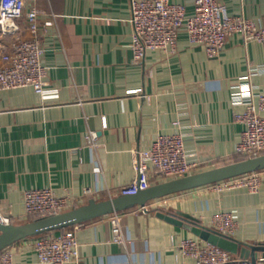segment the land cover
Masks as SVG:
<instances>
[{
  "label": "crops",
  "instance_id": "obj_1",
  "mask_svg": "<svg viewBox=\"0 0 264 264\" xmlns=\"http://www.w3.org/2000/svg\"><path fill=\"white\" fill-rule=\"evenodd\" d=\"M180 3L188 14L195 0ZM229 15L264 26V0H218ZM45 23L40 33L43 91L0 92V212L13 223L25 217L23 192L50 188L76 207L118 194L137 178L135 154L159 135L182 136L186 158L199 171L237 161L242 124L235 116L249 97L257 112L264 95V45L233 35L214 57L184 32L176 50L148 51L132 62L129 0H24ZM22 37H30L23 19ZM7 40H3V43ZM198 171V172H199ZM156 203H160L159 205ZM164 205V206H163ZM181 210L207 227L229 213V235L264 242V180L258 191L216 192L202 186L71 227L79 257L68 264H196L181 249L189 231L155 216L154 209ZM34 238L7 247L12 264H42Z\"/></svg>",
  "mask_w": 264,
  "mask_h": 264
},
{
  "label": "built area",
  "instance_id": "obj_2",
  "mask_svg": "<svg viewBox=\"0 0 264 264\" xmlns=\"http://www.w3.org/2000/svg\"><path fill=\"white\" fill-rule=\"evenodd\" d=\"M129 13L130 49L135 64L141 63L148 51L174 52L181 32L191 44L201 45L208 57L218 55L233 35L264 45V26L242 16L229 15L218 0H195L191 14L182 4L170 0H129ZM21 19L30 34L28 38L21 35ZM44 29L45 23L36 5L26 7L24 0H0V92L31 87L35 93H42L46 68L42 64L40 33ZM240 99L245 110L235 116L243 127L235 150L247 158L264 154V116L257 112L248 96ZM257 102L259 110H264V95H257ZM135 158L137 178L122 187L118 194L134 193L138 187L145 188L199 171L198 163L187 160L184 141L179 134L157 136L152 145L138 151ZM263 180L264 170H261L207 186H223L221 191L247 188L256 192ZM23 203L26 218L44 217L73 208L70 199L55 195L50 188L25 190ZM116 214H111L114 215L112 232L114 241L119 242L121 230ZM213 222L216 223L214 229L228 235L234 227L229 213L216 215ZM0 223H13V219L0 212ZM33 247L42 264H68L79 257V244L71 228L35 237ZM181 249L193 257L196 264H264L261 255L254 262L241 259L199 238L184 239ZM0 264H12L7 248L0 251Z\"/></svg>",
  "mask_w": 264,
  "mask_h": 264
},
{
  "label": "water",
  "instance_id": "obj_3",
  "mask_svg": "<svg viewBox=\"0 0 264 264\" xmlns=\"http://www.w3.org/2000/svg\"><path fill=\"white\" fill-rule=\"evenodd\" d=\"M264 170V154L192 173L177 179L159 182L145 188L138 187L134 193L117 194L105 199H90L86 203L64 212L39 217L22 223H0V251L26 238H35L57 232L92 219L119 213L132 208L149 212L148 206L158 199L218 183L250 172ZM155 216L169 224L183 228L199 239L215 245L241 259L252 262L264 257V242L247 243L231 235L207 227L189 213L181 210L154 209Z\"/></svg>",
  "mask_w": 264,
  "mask_h": 264
},
{
  "label": "rangeland",
  "instance_id": "obj_4",
  "mask_svg": "<svg viewBox=\"0 0 264 264\" xmlns=\"http://www.w3.org/2000/svg\"><path fill=\"white\" fill-rule=\"evenodd\" d=\"M222 187H223V186H217V185H216V186H212V187H211V190H214V191H216V192H221L220 189H221ZM157 204H158V203H156V205H157ZM159 204H160V203H159ZM159 204H158V205H159ZM163 206H164V205H163Z\"/></svg>",
  "mask_w": 264,
  "mask_h": 264
},
{
  "label": "trees",
  "instance_id": "obj_5",
  "mask_svg": "<svg viewBox=\"0 0 264 264\" xmlns=\"http://www.w3.org/2000/svg\"><path fill=\"white\" fill-rule=\"evenodd\" d=\"M245 158H247V157L244 156V155H239L237 160H242V159H245ZM36 218L37 217L31 216V217L28 218V220H32V219H36Z\"/></svg>",
  "mask_w": 264,
  "mask_h": 264
}]
</instances>
